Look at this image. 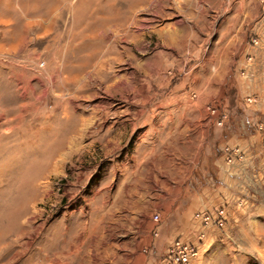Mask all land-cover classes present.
<instances>
[{"label": "rangeland", "instance_id": "obj_1", "mask_svg": "<svg viewBox=\"0 0 264 264\" xmlns=\"http://www.w3.org/2000/svg\"><path fill=\"white\" fill-rule=\"evenodd\" d=\"M223 3L0 0V264H162L176 238L194 264H264V15L226 68ZM177 118L201 126L212 186L192 239L158 248L120 205L158 200L154 125ZM219 210L221 227L196 218Z\"/></svg>", "mask_w": 264, "mask_h": 264}, {"label": "crops", "instance_id": "obj_2", "mask_svg": "<svg viewBox=\"0 0 264 264\" xmlns=\"http://www.w3.org/2000/svg\"><path fill=\"white\" fill-rule=\"evenodd\" d=\"M223 2V8L221 7L217 12L221 11L220 17L223 18L221 27L225 31L222 33L221 29L219 32L218 39H223V41L219 43L220 46L217 43L214 44L215 49L219 48L220 51L214 54L212 60L226 64L227 68L229 63H233L239 58V52L242 54L239 58L240 61H244L242 51L248 45L249 33L258 29V24L263 20L260 16L264 15V0H223ZM229 9L232 10L230 14L227 13ZM235 52H238L237 55ZM218 78H226V74H219ZM175 106L185 107V105L167 104L162 110L168 111ZM177 119L170 121L158 119L154 125L157 127L156 134L165 136V139H161V143L169 145L162 152H159V155L155 152L156 154L152 156L153 158H169L168 162L162 164L164 165L162 173L167 176V181L166 184H161V187H164L161 188L158 200L156 202L151 201L149 195L145 194L137 201L120 205V207L131 212L130 217L124 222H137L140 213V221L142 220L141 222L145 224L141 227V232L145 236L150 235L154 229L153 213L160 214L162 222L159 226V237L155 243L158 248L166 246L179 235H183L188 240L192 239L191 231L194 224H192L191 218H193V213L201 208L200 205L204 204V207L208 205L209 200L204 194V187L212 186L208 178L203 179L194 176L197 174V170L204 166L202 162L208 146V142L206 141L205 144L203 139L201 126L198 129H190V124L187 126L185 121ZM152 127L153 124L148 128L149 131ZM226 138L228 139L229 135ZM146 152V156L150 157L151 152ZM214 153H217V150ZM211 162L213 166L216 165L220 171L225 172L226 166L221 157L219 158L218 155L214 154ZM154 208L157 209L154 211Z\"/></svg>", "mask_w": 264, "mask_h": 264}, {"label": "built area", "instance_id": "obj_3", "mask_svg": "<svg viewBox=\"0 0 264 264\" xmlns=\"http://www.w3.org/2000/svg\"><path fill=\"white\" fill-rule=\"evenodd\" d=\"M224 214L222 210L219 213L213 215L209 212H198L196 218L199 219L203 226L207 227L209 224L213 223L215 220L219 227L224 223ZM153 220L156 222L157 227H159L162 222L159 213L153 215ZM157 235V233L155 232ZM153 249L148 246L144 249V253L149 257L152 254ZM198 250L193 246V244L183 241L182 238H176L168 248V253L164 258L162 264H194L195 258L198 256Z\"/></svg>", "mask_w": 264, "mask_h": 264}]
</instances>
